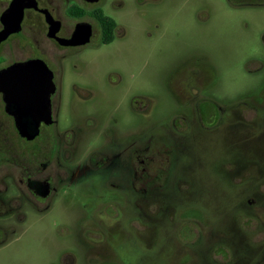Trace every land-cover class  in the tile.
Segmentation results:
<instances>
[{
  "label": "flooded vegetation",
  "instance_id": "1",
  "mask_svg": "<svg viewBox=\"0 0 264 264\" xmlns=\"http://www.w3.org/2000/svg\"><path fill=\"white\" fill-rule=\"evenodd\" d=\"M12 1L0 0V33ZM176 4L33 0L24 9L20 31L0 44L16 56L2 57L0 70L41 62L47 101L8 108L0 93V251L56 215L58 226L83 228L85 247L61 249L50 264H161L167 244L178 264V243L193 252L181 256L186 264L193 255L198 264H264V87L226 95L210 18L167 10ZM252 62L264 69V59ZM222 176L244 197L222 232L204 220L208 242L217 240L205 260L178 216L195 192L225 195L210 180Z\"/></svg>",
  "mask_w": 264,
  "mask_h": 264
},
{
  "label": "rangeland",
  "instance_id": "2",
  "mask_svg": "<svg viewBox=\"0 0 264 264\" xmlns=\"http://www.w3.org/2000/svg\"><path fill=\"white\" fill-rule=\"evenodd\" d=\"M229 1L177 0V4L167 10L182 13H205V17L210 18L209 22L213 29L210 43L215 53L213 54L216 61L215 71L218 80H221L222 90L226 95L233 97L234 94L237 95L238 93L248 97L252 95L251 93H258L257 95H259L264 87V69L256 72L258 64L252 61L264 59V48L260 45L259 37L260 33L264 32V6L231 5ZM182 17L185 18L186 16L182 15ZM183 26L185 28L190 27L186 21ZM223 28L224 31L222 32ZM5 52L4 47L0 49V68L16 56V54L10 55ZM2 57L7 60V63H3ZM212 178L210 179L212 185L220 187L225 195L213 190L204 193L195 192L194 196H190L194 204H191L186 211L181 212L178 216L181 222L183 220L189 221L187 226L190 227L191 234L198 235L195 251L199 250L203 254L201 258L205 260L209 258L207 245L212 246L217 243V240L208 242L209 239L206 238V235H210L213 228L212 224L207 225L204 220H214L216 228L222 232L223 229L225 230L222 221L226 212L233 210L244 197L238 192L235 194L236 188L228 176H222L218 179ZM202 184L209 183L204 181ZM204 207L207 208V211ZM55 216H51L39 226H34L31 239H16L12 247L0 251V264H50L51 261L57 259L61 249L73 251L76 245L83 249L85 247L83 243L85 240L82 239L83 228L74 222L58 226L50 221ZM238 221L239 223L242 221L240 216ZM245 222L246 220L244 223L241 222V225L245 226ZM232 224L231 219L226 222V225L232 226ZM179 229L182 231L186 228L179 227ZM185 233L188 234L187 231ZM42 236L46 239H41ZM192 238L189 236L185 239ZM216 248L218 250V247ZM168 250L169 245L167 244L166 249H163L161 253V264L175 263V258L170 257L171 251ZM176 252L179 257L178 264L188 263V260L181 261V259L187 254H193L189 247L180 243H178ZM193 258L192 264H198L194 255ZM219 258L218 255L213 256V259L219 260Z\"/></svg>",
  "mask_w": 264,
  "mask_h": 264
},
{
  "label": "water",
  "instance_id": "3",
  "mask_svg": "<svg viewBox=\"0 0 264 264\" xmlns=\"http://www.w3.org/2000/svg\"><path fill=\"white\" fill-rule=\"evenodd\" d=\"M33 0H13L9 9L3 14L2 22L4 30L0 33V44L10 36L20 31L23 20V12L27 7L32 6ZM47 79L44 66L39 61L16 63L0 70V93L8 104V108L16 101L34 103L38 105L46 103L44 96ZM23 136L31 132L20 129ZM36 134V133H35Z\"/></svg>",
  "mask_w": 264,
  "mask_h": 264
}]
</instances>
